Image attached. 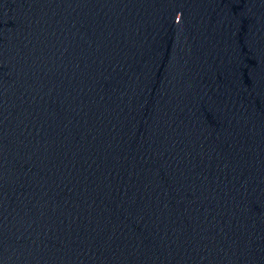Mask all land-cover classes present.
<instances>
[{
	"label": "water",
	"instance_id": "water-1",
	"mask_svg": "<svg viewBox=\"0 0 264 264\" xmlns=\"http://www.w3.org/2000/svg\"><path fill=\"white\" fill-rule=\"evenodd\" d=\"M0 264H264V0H0Z\"/></svg>",
	"mask_w": 264,
	"mask_h": 264
}]
</instances>
